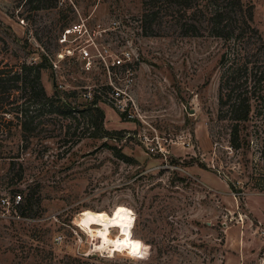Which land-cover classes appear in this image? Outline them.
Here are the masks:
<instances>
[{
  "label": "rangeland",
  "instance_id": "obj_1",
  "mask_svg": "<svg viewBox=\"0 0 264 264\" xmlns=\"http://www.w3.org/2000/svg\"><path fill=\"white\" fill-rule=\"evenodd\" d=\"M244 1L264 37V0ZM142 11V0H58L40 10L0 0V67L45 62L47 94L76 91L68 100L78 110L92 102L80 92L104 84L102 66L51 62L41 47L54 59L66 26L119 20L103 38L129 41L138 55L133 97L142 115L130 119L102 96L108 135L82 114L46 112L25 141L12 111L25 98L8 99L2 116L14 123L0 130V191H21L33 220L0 216V264H264V119L252 111L234 147L232 121L219 117L223 41L156 23L159 35H144ZM56 212L59 221L48 219ZM88 215L108 221L114 236L131 222L138 247L96 248L78 226Z\"/></svg>",
  "mask_w": 264,
  "mask_h": 264
},
{
  "label": "trees",
  "instance_id": "obj_2",
  "mask_svg": "<svg viewBox=\"0 0 264 264\" xmlns=\"http://www.w3.org/2000/svg\"><path fill=\"white\" fill-rule=\"evenodd\" d=\"M57 2L26 0L36 10ZM142 5L144 35H159L153 28L156 23L161 28L176 29L181 36L209 35L223 41L219 117L232 121V144L239 148L242 123L250 119L252 111L264 119V37L253 24V5L244 0H142ZM45 67V62L21 65L6 62L0 67V130L1 126L10 128L14 123L13 119L2 116L9 113L8 99L13 97V103L25 98L17 108H12L18 114L16 119L20 120L25 141L36 128L35 119L46 112L72 118L82 114L95 124L99 133L108 135L103 126L105 113L98 105L102 96L95 94L88 107L78 110L68 100L69 96H76V91L48 95L41 82ZM11 90H20L22 94L15 96ZM28 204L31 203L26 200L24 211Z\"/></svg>",
  "mask_w": 264,
  "mask_h": 264
},
{
  "label": "built area",
  "instance_id": "obj_3",
  "mask_svg": "<svg viewBox=\"0 0 264 264\" xmlns=\"http://www.w3.org/2000/svg\"><path fill=\"white\" fill-rule=\"evenodd\" d=\"M25 24V19H21ZM119 20H113L110 27L98 24L92 28L82 19L63 28L59 41L62 47L52 59L41 47V51L49 57L51 62L77 59L83 71H92L96 66H102L105 82L101 87L90 90L88 87L80 92L82 98L94 100L95 94L103 96L119 112L130 119L141 118L140 110L135 103L133 91L137 84L139 67L138 55L129 41L120 39L105 40L103 35L110 30L119 29ZM2 55L0 53V59ZM104 94V95H103ZM102 98V97H101ZM25 199L21 191H0V216L18 221L33 220L24 211ZM61 212L49 215L48 219L59 221ZM57 242H62L64 235L58 233Z\"/></svg>",
  "mask_w": 264,
  "mask_h": 264
},
{
  "label": "bare ground",
  "instance_id": "obj_4",
  "mask_svg": "<svg viewBox=\"0 0 264 264\" xmlns=\"http://www.w3.org/2000/svg\"><path fill=\"white\" fill-rule=\"evenodd\" d=\"M78 226L90 236L91 243L96 248L120 251L134 250L138 247L137 241L133 239L134 225L127 220H122L120 223L118 227L120 233L117 236L112 235V226L108 221L96 222L94 216L83 217Z\"/></svg>",
  "mask_w": 264,
  "mask_h": 264
}]
</instances>
